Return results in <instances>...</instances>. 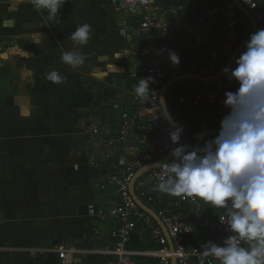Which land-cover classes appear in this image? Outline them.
<instances>
[{
  "label": "crops",
  "instance_id": "0c3cea01",
  "mask_svg": "<svg viewBox=\"0 0 264 264\" xmlns=\"http://www.w3.org/2000/svg\"><path fill=\"white\" fill-rule=\"evenodd\" d=\"M157 1L162 17L176 26L162 50H180L191 67L204 68L206 49L217 39L203 38L189 5L213 0ZM65 4L70 11L45 0H0V56H8L0 58V264H112L115 259L86 252L112 245L109 225L89 215L88 208L108 206V189L102 186L124 156L100 159L90 125L115 130L120 112L132 106L130 94L143 89L141 78L132 74L136 20L123 12L119 0ZM188 51L192 55L186 58ZM168 93L169 107L174 95L167 101ZM171 115L192 143L178 179L203 195L200 207L183 203L173 213L187 223L185 234L194 246L213 255L214 264H225L219 255L228 241L214 228L226 185L216 110L203 103ZM146 141L143 132L130 135V143L141 149ZM236 149L235 176L253 219L244 249L264 251V159L241 141ZM146 233L159 246L138 225L127 248L139 264H159V247L148 248ZM56 248L72 250L65 263L47 251ZM194 259L193 264H204ZM255 264H264V258Z\"/></svg>",
  "mask_w": 264,
  "mask_h": 264
},
{
  "label": "built area",
  "instance_id": "2783aa9c",
  "mask_svg": "<svg viewBox=\"0 0 264 264\" xmlns=\"http://www.w3.org/2000/svg\"><path fill=\"white\" fill-rule=\"evenodd\" d=\"M45 2L52 6L59 4L58 0ZM119 2L123 12L136 20L133 35L137 39V48L132 74L141 78L143 89L130 94L132 106L120 112L115 130L96 123L90 125V133L95 136L97 156L108 159L120 155L124 156V160L113 165L102 186L108 189V206L88 208L89 215L109 225L112 245L86 252L112 255L115 257L112 264H139L132 258L135 252L127 245L140 224L159 245V264H171V259L175 264H193L194 257H200L204 264H214V256L204 252L199 244L190 250L184 248L182 241L188 229L187 223L171 211L180 202L200 207L203 201V195L178 179L184 152L192 145L184 128L176 127L177 147L172 158L143 171L134 184L136 196L154 210L164 224L172 248L157 223L135 203L130 183L139 170L163 159L171 149V130L159 100L164 84L183 73L210 76L218 72L223 67L220 60L227 61L250 33L251 22L238 10L234 0H217L209 5L192 1L189 10L198 16L203 38L217 39L206 49L205 67L196 70L190 66L189 59H184L180 50H162V44L175 37L176 26L162 17L161 4L157 0ZM239 2L256 22L255 35L243 49L240 62L236 60L223 77L201 82L202 86L194 93L172 97L168 108L174 115L203 103L216 110L222 136L221 148L225 155L220 174L225 178L226 185L225 204L215 219L214 228L228 241L219 258L225 264H255L258 259L264 258V251L244 249L253 219L244 205L235 169L238 162L237 141L245 143L252 154L264 159V0ZM194 47L199 48L196 44ZM135 131L147 136L142 149L130 143V135ZM191 178L186 176L188 181ZM172 193L177 195L176 199L170 196ZM47 251L55 252L61 263H65L72 254V250L67 248ZM101 264H108V261L104 260Z\"/></svg>",
  "mask_w": 264,
  "mask_h": 264
},
{
  "label": "water",
  "instance_id": "95a60500",
  "mask_svg": "<svg viewBox=\"0 0 264 264\" xmlns=\"http://www.w3.org/2000/svg\"><path fill=\"white\" fill-rule=\"evenodd\" d=\"M59 4H57V8H59L61 11L63 12H67L70 11V9L68 8V6L65 4L66 0H58ZM238 10L243 13L251 22V30L250 33L248 34V36L243 39L238 45L237 47L234 49V51L232 52V54L230 55L229 59L227 60V62L225 63V65L215 74L210 75V76H204V75H200V74H196V73H183V74H179L176 75L175 77L170 78L162 87L161 92H160V105L161 108L163 110V113L168 121V124L170 126V130H171V135H172V145H171V149L170 151L167 153V155L159 160L156 161L154 163H151L147 166H145L144 168H142L141 170H139L135 176L133 177V179L131 180L130 183V192L134 198L135 203L137 204V206L142 209L143 211H145L147 214H149L152 219L159 225V227L161 228L164 236L168 239V244L170 245V247L172 248V243L171 240L168 237L167 231L165 229L164 224L162 223L161 219L159 218V216L156 214V212L154 210H152L149 206H147L143 201H141L135 194L134 192V184L136 179L139 177V175L149 169V168H153L156 167L164 162H167L168 160H170L172 158V156L174 155L175 151H176V147H177V131H176V125L175 122L173 120V117L171 115V112L169 111V108L167 106V102H166V93L167 90L169 89V87L180 81V80H184V79H194L200 82H212L215 81L221 77H223L224 75H226L228 73V71L231 69V67L233 66V64L236 62V60L238 59L239 55L242 53L243 49L246 47V45L252 40V38L255 35L256 32V22L254 20V18L251 16V14L241 5V3L239 2V0H234ZM7 54L3 53L1 54L0 58L1 59H5L7 58ZM1 66V64H0ZM172 260V264H175V261L173 259Z\"/></svg>",
  "mask_w": 264,
  "mask_h": 264
},
{
  "label": "trees",
  "instance_id": "16d2710c",
  "mask_svg": "<svg viewBox=\"0 0 264 264\" xmlns=\"http://www.w3.org/2000/svg\"><path fill=\"white\" fill-rule=\"evenodd\" d=\"M217 0H213V3H216ZM196 53V52H195ZM190 55H192V53L190 51L187 52L186 54V58H189ZM197 56V53L195 54ZM241 56H242V53L239 55L238 59H237V62H240L241 60ZM221 65H225L226 63V59H222L220 60L219 62ZM202 86V83L201 82H198L196 80H189V79H184V80H181V81H178L174 84H172L170 87H169V93L167 94V101L168 98L172 95H182V94H190V93H194L195 91H197L200 87ZM178 123V122H177ZM172 198L176 199L177 198V195H175L174 193H172L170 195ZM184 202H180L178 206H174L171 208V211L174 212V210L176 208H179ZM156 208V207H155ZM157 210V208L155 209ZM139 226H141L139 224ZM146 238H145V241L148 245V248H152V249H155L159 246H157L156 244H154L148 237L149 235L146 233L145 234ZM183 246L186 250H190L192 247H194V245L196 244V241L192 239V237L188 234H184L183 235ZM140 259H143V260H147L146 258H140ZM192 261L194 263L195 259L192 258ZM204 262V261H203ZM215 264H218V263H215Z\"/></svg>",
  "mask_w": 264,
  "mask_h": 264
}]
</instances>
